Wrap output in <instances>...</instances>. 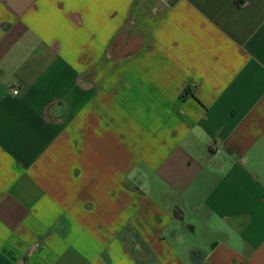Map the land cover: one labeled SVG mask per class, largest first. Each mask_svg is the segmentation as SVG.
<instances>
[{
    "label": "crops",
    "instance_id": "crops-1",
    "mask_svg": "<svg viewBox=\"0 0 264 264\" xmlns=\"http://www.w3.org/2000/svg\"><path fill=\"white\" fill-rule=\"evenodd\" d=\"M0 264H264V0H0Z\"/></svg>",
    "mask_w": 264,
    "mask_h": 264
},
{
    "label": "built area",
    "instance_id": "built-area-1",
    "mask_svg": "<svg viewBox=\"0 0 264 264\" xmlns=\"http://www.w3.org/2000/svg\"><path fill=\"white\" fill-rule=\"evenodd\" d=\"M14 93H15V94H18V91L16 90Z\"/></svg>",
    "mask_w": 264,
    "mask_h": 264
}]
</instances>
